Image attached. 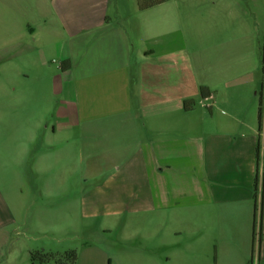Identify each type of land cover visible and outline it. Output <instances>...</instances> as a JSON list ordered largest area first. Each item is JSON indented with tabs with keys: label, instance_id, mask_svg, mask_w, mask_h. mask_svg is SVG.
Masks as SVG:
<instances>
[{
	"label": "crops",
	"instance_id": "1",
	"mask_svg": "<svg viewBox=\"0 0 264 264\" xmlns=\"http://www.w3.org/2000/svg\"><path fill=\"white\" fill-rule=\"evenodd\" d=\"M7 1L11 11H36L37 25L46 37H54L47 52L59 62L54 91L60 106L53 113L56 122L43 126L42 167L48 155L57 164L75 152L74 157L86 161L88 179L104 176L85 191L80 204L108 205L110 214L181 202L184 208L210 206L215 264H247L249 255L264 264V126H257L255 80L239 75L234 41L226 42L224 85L220 76L215 82L200 80L208 86L211 105L209 116L197 119L193 106L183 107V101L192 100L191 53L185 40L176 46L169 39H155V11H141L149 13L129 26L119 11L111 18L108 0ZM27 27L31 35L36 33L32 25ZM215 55L202 53L198 62L222 71L224 57ZM63 59L70 60L68 68H61ZM257 145L263 155L258 172L260 240L252 252ZM43 188L46 194L58 191L57 186ZM6 210L0 211V226L18 221L12 209ZM204 219L205 214L201 224Z\"/></svg>",
	"mask_w": 264,
	"mask_h": 264
},
{
	"label": "rangeland",
	"instance_id": "2",
	"mask_svg": "<svg viewBox=\"0 0 264 264\" xmlns=\"http://www.w3.org/2000/svg\"><path fill=\"white\" fill-rule=\"evenodd\" d=\"M107 6L112 19L113 11H119L129 26L149 13L141 11H155V39H169L176 46L186 41L192 56L191 98L197 119L209 116L211 105L199 94L200 86L208 87L200 80L215 82L220 76V86L224 85L226 42L234 41L239 75L255 80L252 93L259 100L264 126V0H164L143 10L137 0H108ZM35 12L11 11L8 1L0 0V211L12 209L18 217L15 224L0 226V262L30 264L28 252L37 250L55 258L74 251L75 264H215L210 206L184 208L181 202L110 214L113 209L108 205L80 204L85 191L104 176L88 179L86 161L74 157L75 152L57 164L48 155L42 167L43 126L56 122L53 113L60 106L54 91L59 62L47 52L54 37L45 36ZM28 25L36 29L34 35ZM202 53L209 58L222 53V71L211 69L210 64L203 68L198 62ZM45 184L57 186L58 191L46 194ZM190 195L194 203V193ZM203 214L207 220L201 224ZM238 255L235 252L234 260H240ZM255 262L249 255L247 264Z\"/></svg>",
	"mask_w": 264,
	"mask_h": 264
},
{
	"label": "trees",
	"instance_id": "3",
	"mask_svg": "<svg viewBox=\"0 0 264 264\" xmlns=\"http://www.w3.org/2000/svg\"><path fill=\"white\" fill-rule=\"evenodd\" d=\"M164 0H137V6L139 9L143 10L146 8H149L157 3H161ZM61 68H65V66L68 68L70 66V60L69 59H63L60 62ZM200 96L202 98H207L209 96V90L207 87L200 86ZM193 105V100H185L183 101V107L185 109L188 108V106ZM257 126L258 129L261 130L262 127V120H261V109H260V103L257 110ZM262 152L260 150V146L257 145L256 148V171H255V177L253 181V217H252V225H251V251H254V246L258 241L260 240V200L258 199L259 189H258V180H259V170L262 166ZM30 255V262L31 263H37V264H75L76 256L74 251H66L64 252L60 257H54L51 253H43L41 251L32 250L29 253Z\"/></svg>",
	"mask_w": 264,
	"mask_h": 264
}]
</instances>
